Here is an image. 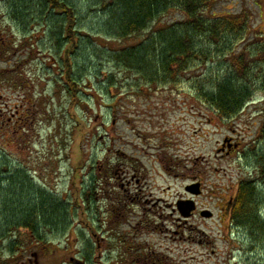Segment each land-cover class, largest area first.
<instances>
[{"label":"rangeland","instance_id":"1","mask_svg":"<svg viewBox=\"0 0 264 264\" xmlns=\"http://www.w3.org/2000/svg\"><path fill=\"white\" fill-rule=\"evenodd\" d=\"M69 1L86 38L73 95L51 32L58 16L38 0H0V174L5 167L27 173L33 185L64 198L68 218L65 227L46 228L49 253L22 229L15 255L8 240L0 243V264H264V235L252 238L225 211L240 181L264 184V171L246 156L261 145L264 92L222 119L201 91L210 88L206 80L224 76L225 54L148 87L108 54L148 31L114 39L98 0ZM242 11L251 16L246 38L262 40L264 0H219L208 15ZM182 18L173 10L158 26ZM27 111L34 119L23 143L6 118ZM227 139L237 148L223 150ZM194 184L198 196L187 191ZM2 190L3 199L11 187ZM261 192L264 199V186ZM186 200L196 204L190 217L178 209Z\"/></svg>","mask_w":264,"mask_h":264},{"label":"trees","instance_id":"2","mask_svg":"<svg viewBox=\"0 0 264 264\" xmlns=\"http://www.w3.org/2000/svg\"><path fill=\"white\" fill-rule=\"evenodd\" d=\"M38 1L44 10L46 8L58 16L55 17L51 32L64 51L61 57L62 79L73 95L83 80L78 55L86 39L77 31L75 6L69 0ZM98 1L110 18L105 28L114 39H129L148 31L147 36L137 43L118 50L108 49L111 61L135 75L138 82L148 87L168 84L191 68L192 64L208 61L216 54H225L228 66L224 76L212 78L209 82L206 80L211 84L210 88L201 91L202 98L222 119L235 117L244 110L258 90L264 92V33L259 34L262 40L246 38L251 27L248 11L208 15V11L214 9L219 0ZM173 10L181 12L184 18L158 26V20ZM16 13L21 15L19 8ZM237 45L241 46L239 51ZM33 119V113L29 111L26 114L20 113L16 119L10 116L6 118L7 124L13 125L10 132L20 137L23 143ZM260 139L261 145H256L252 153L246 156L253 158L256 168L264 171V125ZM3 184L11 187V190L6 194L7 197H0V243L8 240L10 255H15L21 247L23 229L32 235L37 244L42 243L49 253L46 240L48 234L45 230L61 225L65 227L67 224L64 198L58 199L52 193L33 185L27 173L12 175L8 167L0 174V195L6 192L2 190ZM259 184L254 179L240 181L228 214L231 224L246 230L252 238L260 233L264 235V199L261 192L264 184ZM13 228L17 234L12 231ZM88 258L85 256L87 261Z\"/></svg>","mask_w":264,"mask_h":264},{"label":"water","instance_id":"3","mask_svg":"<svg viewBox=\"0 0 264 264\" xmlns=\"http://www.w3.org/2000/svg\"><path fill=\"white\" fill-rule=\"evenodd\" d=\"M228 143H230V139H227L224 145H227ZM187 191L194 196L200 195L201 194L200 184H194L193 186H189L187 188ZM178 209L183 217H190L192 215V212L196 209L195 201L194 200L180 201L178 203ZM228 209L230 210V206ZM203 215L208 217L212 216L211 213H207Z\"/></svg>","mask_w":264,"mask_h":264},{"label":"flooded vegetation","instance_id":"4","mask_svg":"<svg viewBox=\"0 0 264 264\" xmlns=\"http://www.w3.org/2000/svg\"><path fill=\"white\" fill-rule=\"evenodd\" d=\"M232 142V141H231ZM235 143V144H234ZM234 143H231V144H229V145H227V146H225L224 147V149L223 150H226V148H229V149H236L237 148V142H234ZM228 206V205H227ZM225 207V209L227 210L228 209V207ZM229 214H230V212H229Z\"/></svg>","mask_w":264,"mask_h":264}]
</instances>
